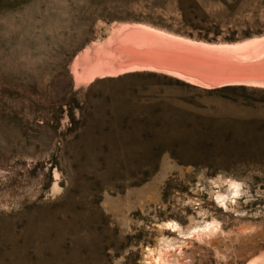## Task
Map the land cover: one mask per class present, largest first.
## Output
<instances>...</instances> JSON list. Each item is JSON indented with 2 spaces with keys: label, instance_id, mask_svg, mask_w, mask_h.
I'll use <instances>...</instances> for the list:
<instances>
[{
  "label": "rangeland",
  "instance_id": "374dc122",
  "mask_svg": "<svg viewBox=\"0 0 264 264\" xmlns=\"http://www.w3.org/2000/svg\"><path fill=\"white\" fill-rule=\"evenodd\" d=\"M136 24L248 65L215 45L263 36L264 0H0V264L264 252V87L122 61L75 78Z\"/></svg>",
  "mask_w": 264,
  "mask_h": 264
},
{
  "label": "bare ground",
  "instance_id": "6f19581e",
  "mask_svg": "<svg viewBox=\"0 0 264 264\" xmlns=\"http://www.w3.org/2000/svg\"><path fill=\"white\" fill-rule=\"evenodd\" d=\"M126 27L124 28L125 30ZM119 28L117 29L118 31L120 30ZM121 28L123 29V26ZM115 30L116 29L114 28V31ZM118 31H115L117 36H119V34L117 33ZM122 35L123 36L120 39L118 38L119 41H117L118 43L116 42V46L113 43L114 44L113 46H115V51H113L112 49V51H109V53L103 51H101L102 53L95 52L96 54L92 56L93 58L92 57L89 58L91 55L88 56V54H86L81 60L78 58L79 60H76L74 66L75 78L77 79L87 78L96 73H99L101 75L105 74L104 76H106L107 74L108 75L111 74L113 75L114 73L116 74V72L120 71L121 70L120 68L123 67V66L120 67V61H122L124 62L123 64L128 65V67L132 66L129 67L130 70L131 68H133V66L143 67L148 65V66H152L153 68L159 66L162 69L174 71L176 72V74L177 73L181 74L180 73L181 70L187 71L190 75L193 76V77L190 76L189 79L191 78L193 80L198 79L204 81L206 80L219 81L221 82V84L223 81L224 82L234 81L237 83L243 82L250 85L264 87V61H262L264 60V38L247 39L240 43H233L234 45L232 44H221L218 46L215 45L218 51L225 52L226 53L225 55H227L228 53H235L236 55L243 56L244 59L246 60L245 62H250V64L248 65L245 64L243 65L241 64V62H239V60L238 61L236 60L235 63H233L231 60L230 61L228 60V57L226 59L225 56H223L224 58L221 57L219 59L217 57L218 58L217 60H213L214 58L211 57L212 58L211 59L208 55L206 56V54L201 55L200 52H199L200 54H194L195 52H192L191 49L195 50L197 48L196 46L199 45L197 42L191 41L187 38L177 36L165 32L164 30L157 29L145 24H136ZM162 41L163 42L166 41L167 44H165V46H162L160 43ZM111 44L109 46H111ZM203 45H207V44L203 43L202 46ZM113 46L108 48L109 49L113 48ZM204 47L208 48L210 46H204ZM121 55L124 58H121L120 60ZM217 56H219V54ZM260 61H262L261 64ZM77 65L81 66L80 71L76 69ZM118 74L119 73H117V75ZM210 85L212 86V84ZM232 185L235 186V189L237 191V186L239 185L233 184V181L231 183V186ZM156 259L159 260V258ZM248 264H264V252L261 253L259 256L252 258Z\"/></svg>",
  "mask_w": 264,
  "mask_h": 264
},
{
  "label": "crops",
  "instance_id": "0c3cea01",
  "mask_svg": "<svg viewBox=\"0 0 264 264\" xmlns=\"http://www.w3.org/2000/svg\"><path fill=\"white\" fill-rule=\"evenodd\" d=\"M254 38H258V39H262V38H264V35L263 36H261V37H253V38H251V39H254ZM232 45H234V44H232ZM243 83V82H242ZM255 86V85H254ZM259 87V86H258Z\"/></svg>",
  "mask_w": 264,
  "mask_h": 264
}]
</instances>
